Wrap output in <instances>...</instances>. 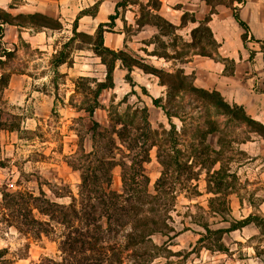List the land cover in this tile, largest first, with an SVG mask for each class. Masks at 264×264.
I'll return each instance as SVG.
<instances>
[{"label": "rangeland", "instance_id": "374dc122", "mask_svg": "<svg viewBox=\"0 0 264 264\" xmlns=\"http://www.w3.org/2000/svg\"><path fill=\"white\" fill-rule=\"evenodd\" d=\"M120 1L66 0L61 5L66 9L64 15L61 14L62 19L58 16L51 17L58 19L63 28L65 23L73 24L77 18L82 30L89 29V26L93 28L96 23H107L114 32L125 31L127 43L122 49L129 54L145 57L142 51L144 48L148 51L159 48V44H147L153 41L154 34L159 32L155 27L148 25L137 30L134 17L138 6L135 5H130L127 12L121 10L119 17L112 23L110 17L116 14V5ZM162 1V14L179 25L182 14L189 10L177 8L183 7L185 3L180 0ZM247 1L243 4L235 2L234 6L239 7L241 13ZM250 1L254 3L255 0ZM258 1L263 3L261 16H264V0ZM192 13L202 20L211 10L204 17L202 13ZM124 16L127 24L122 20ZM213 16L214 14L212 19ZM254 16L253 8L246 7L242 18L249 24L248 20ZM235 21L233 12L229 9L222 12L211 27L218 37H224L226 40L225 48L219 49L221 58L231 59L226 56L236 53L237 58L231 59L234 63L224 64L215 60L216 63L210 62L217 68L223 67L225 75H232L226 80L231 82L232 89L237 85L236 96L248 103L246 106L237 104L243 106L254 119L264 123V94L258 93L264 91V39L257 38L251 29V35L261 41H253L249 35L244 42L242 35L245 31ZM193 26L189 24L187 28L179 31V34L185 40H191L189 32ZM47 34L51 37L50 43L59 48L68 42V37L73 36L71 27L64 28V32L48 29ZM160 38L167 46L173 43L171 38ZM86 39L88 38L78 37L72 44L75 49H83L82 56L94 58L92 61H81L79 68L83 72H54L53 68L49 67L50 53L53 52L51 47L45 51L37 50L36 54L35 50H31L22 42L21 53L14 51L11 59L3 57L2 62L0 60V75L4 74L6 78L5 82L0 84V264H41L44 257L56 258L58 254L55 236L43 230L47 227L43 223L48 220V216L42 214L39 208L46 204L44 200L67 204L71 201V195L78 196L81 177L80 173L69 165L70 155L79 150V135L83 138V147L86 150L92 148V121L88 114L81 110L88 105L85 99L90 98V95L83 87L87 82H81L78 78L84 76L79 74L87 73L91 74L88 76L102 81L105 79L106 66L102 65L101 58L95 55L93 50H88L92 47L85 42ZM178 44L182 45V41L179 40ZM0 45V52L4 48L7 49L1 40ZM71 49V45L66 48L69 54ZM168 51L172 53L171 48ZM26 52L30 55L29 58L33 57L35 60V68H44L42 72L31 73L48 75L47 79L35 83V87L52 90L58 99L48 117H37L35 121L26 120V116L35 111L32 102L28 101L29 96H32L30 92L33 86L27 90L24 88L15 93L16 95H11L9 87L12 70L23 67L25 57L22 56L27 58ZM78 53L75 50V54ZM194 58L197 59L196 65L201 72H209L206 65L209 57L204 59L201 55H195ZM151 62L158 68L169 70L157 59H151L148 63ZM118 64L121 62L118 61ZM177 67H180V64ZM93 69L96 72H84ZM188 72L196 71L189 68ZM138 73L142 74H132L127 69L125 72H114V88L103 91L100 96L103 107L99 108L94 116L103 128L108 127L110 122L109 109L112 100L117 104L125 94L131 92L129 104L142 106L138 96L146 104H152L151 98L145 94L149 92L148 89L143 91L144 87L136 81V78L146 81ZM127 74H130L131 80L126 78ZM89 86L93 87L94 84ZM133 91L136 94H133ZM225 94L229 95L226 92ZM11 96L17 104L11 103ZM125 108V104L120 106V110ZM42 112L45 113V109H42ZM157 112L162 114L160 109ZM156 114L154 113V117ZM175 121L180 126V121ZM152 125L156 129H159V126L170 128L166 118L165 122ZM225 135L223 145L219 143L218 133L208 136L207 143L210 148L221 152L219 155L210 154L211 163L206 165L207 169L202 168L198 180H193L197 184V191L183 193L178 197L172 211L171 226L175 232L170 233V238L162 234L153 236L154 242L161 246V249L154 260L143 264H264V137L250 132L243 122L233 123L232 131ZM218 159L220 161L216 163ZM221 167L231 177L214 178L208 175V171ZM199 169L200 167L196 170ZM147 170L150 177L149 189L154 192L155 182L162 170L156 157V148L151 151ZM218 179L223 181L220 194L215 193L218 192ZM121 187V170L116 167L113 171L112 188L120 190ZM249 218L250 223L246 226L231 229L239 221ZM32 219L42 223L35 224L31 222ZM221 229L225 232L218 231Z\"/></svg>", "mask_w": 264, "mask_h": 264}, {"label": "trees", "instance_id": "16d2710c", "mask_svg": "<svg viewBox=\"0 0 264 264\" xmlns=\"http://www.w3.org/2000/svg\"><path fill=\"white\" fill-rule=\"evenodd\" d=\"M205 1L211 6L209 15L199 20L194 13L184 11L179 25L162 14V0H121L116 5V14L110 17L114 23L121 10L127 12L130 5L138 6L134 17L137 30L148 25L159 32L154 34L153 41L147 43L159 44V48L149 54L172 61L175 68L171 71L146 63L144 58L129 54L124 49L107 47L104 33L114 32L111 25L100 23L92 35L79 32V19L74 21L73 36L53 55L52 63L59 66L67 61L69 52L66 48L78 37H86L88 39L85 42L91 44L94 53L106 66V75L102 81L90 76L78 78L81 82H87L83 87L90 95V98L85 99L88 105L81 110L92 121V148L86 150L83 138L79 135V150L70 155L69 165L81 177L78 196L71 195V201L67 204L44 200L46 204L42 208L37 206L42 214L48 216V220L43 223L47 227L43 230L51 232L58 242L56 258L44 257L41 264H143L154 260L161 246L154 242L153 236L162 234L170 238V233L175 232L171 223L176 200L183 193L197 191V184L193 180H198L202 168L207 169L206 165L211 163L210 154L219 155L221 152L210 148L208 136L218 133L219 143L223 145L225 134L232 131V124L243 122L250 132L264 137V123L254 119L243 106L227 101L217 89L199 87L195 73L189 74L181 66L176 68L179 64L192 61L195 55L209 57L224 64L234 63V60L221 58V44L210 26L218 5H225L233 10L234 19L245 31L242 35L244 42L249 35L253 41H261L251 35L249 24L242 18L239 7L234 6L235 2L243 4L245 0ZM122 20L127 24L125 16ZM8 24L63 29L58 19L43 13L14 16L0 10V40L3 39L5 26ZM189 24L194 25L189 32L191 40H185L179 31ZM161 36L171 38L173 43L167 46ZM179 40L182 45L178 44ZM170 48L172 53L168 51ZM143 50L149 52L146 48ZM13 55L14 51L4 48L0 52V60L3 57L11 59ZM118 61L129 72L134 67H139L146 73L158 76L160 83L166 86L165 96L153 98V103L163 109L169 121V129L164 126L154 128L149 119L147 104L139 96L142 106L129 104V94L117 104L114 100L111 101L108 127L103 128L94 118L96 111L103 107L101 94L105 89L114 88V72ZM126 78L132 79L130 74ZM5 80V75L1 74L0 84ZM91 83L94 84L93 87L89 86ZM133 93L136 94L135 91ZM258 93L263 94L264 91ZM122 104L126 105L124 110H120ZM175 119L180 121V126ZM154 148L162 170L155 182V190L151 192L147 164L151 161V151ZM219 161L220 159L216 163ZM116 167L121 170L120 190L112 188L113 171ZM198 167L200 169L196 170ZM207 173L214 178L231 177L223 167ZM222 185L223 181H217L216 194L221 193ZM250 219L239 221L231 229L246 226ZM31 222L42 223L37 219H32ZM218 231L225 232L222 229Z\"/></svg>", "mask_w": 264, "mask_h": 264}, {"label": "crops", "instance_id": "0c3cea01", "mask_svg": "<svg viewBox=\"0 0 264 264\" xmlns=\"http://www.w3.org/2000/svg\"><path fill=\"white\" fill-rule=\"evenodd\" d=\"M65 1L66 0H53V1L51 0H0V10L8 12L14 16L19 15V14L43 13V14L50 15L53 17L58 16L60 17V19H62L61 14L64 15L66 9L64 7H61V5H63ZM180 1L182 3H185V5L181 8H177L178 10L185 9L191 12H195L196 14L202 13L203 17L211 10V6L207 4L205 0H180ZM261 2H259L258 0H255L253 3L250 0H248L246 4L242 7L241 14H242V17L244 18L245 8L246 7H251V9L253 8L255 16L253 19H249L248 22L250 24L253 34L257 38L264 39V16H261V13H262L261 7L263 3ZM216 8H217V13L214 14L213 19L210 22L211 27H212V24L216 22L217 17L220 16L222 12L224 11L227 12L229 11V9L231 13L233 12L231 8L225 5H218ZM67 27L68 28L71 27V31L73 33V24L65 23L64 28H67ZM97 27H98V24L96 23V25L93 28L89 26L88 27L89 29L84 28V30H82L81 25L79 24L78 31L79 32L84 31L88 34L93 35L95 34ZM64 28L61 29L63 30V32H64ZM48 29L49 28H35L32 26H28V25L18 26L14 24H8L5 26L4 37L1 41H2L3 46H5L8 50L17 51L18 53H21L22 51L20 48V44H21L20 42H22L25 46H28L31 50L33 51L35 50L36 54H37V50L45 51L51 47L53 52L50 53L49 67L53 68L54 72L58 71V72H63L65 74H68V72H83L79 68L81 67V63H82L81 61L87 62V61L94 60V58L92 59L87 56H82L81 53L83 49L81 47H77V49H75V47L74 46L72 47L71 45L72 49L69 54V57L67 58V61L61 63L59 66H54V64L52 63L53 55L56 54L57 51L60 50L63 45L61 46V48H59V47H55L54 45L50 43L51 37H49L47 34ZM214 35L216 39L218 40V42L221 44L220 48L221 49L225 48V44H226L225 38L218 37L215 34V32H214ZM67 39L69 40L70 37H68ZM104 43L107 47H110L111 49H115V50L122 49L127 43L125 33H122L121 31H115V32L105 31ZM89 45L91 46V44ZM75 50H77L79 53L75 54ZM88 50L93 52L92 49L90 48ZM142 51L144 52V50ZM150 52L151 51H149L148 53L144 52L145 57L140 56L144 58V61L146 63L150 62L151 59H157L158 61H160V64L163 67H167L169 70L173 69L174 64L172 61H167L165 58L159 57L157 55H151L149 54ZM238 53H239V50H238ZM26 55H27V58L26 56H22V57H25V64L23 65V67L12 70L13 73L11 74V77H10L9 87L11 88V95H16L15 93H19L24 88L27 90L33 86V89L30 92L32 93V96H29L28 101L32 102L33 108L35 109V111L32 112L31 115H27L26 120L35 121L37 120V117H43L44 115L45 117H48V114L52 112L54 104L56 103L58 99H57V94H55L52 90L50 89L45 90L44 88L39 89L35 87L36 85L35 83L41 81L42 79H47L48 75H41V74L37 75V73H34V74L31 73V72H42L44 68H41V69L35 68L33 64L35 60L33 59V57L29 58L30 55H28V52H26ZM228 55L229 56H226V57H230L231 59L237 58L236 53H231ZM201 58L207 59L208 57L201 56ZM208 59L209 60H206L207 61L206 65L209 68V72H201L200 68L196 65V62H197L196 58H194L189 63L182 64L180 66L183 67L186 70V72L189 74L193 73V72H188L189 68L191 69V71L193 70L196 71L195 72L196 83L199 87L209 89V90L217 89L225 96L227 101L231 103L233 102L240 103L246 106L248 104L247 101L246 100L241 101V99H239L238 96H236L235 88L237 85L234 84L235 85L234 89H232L231 82L226 80V78H230L232 77V75L231 76L225 75L223 73V67L219 66V68H217L214 64H211L210 62V61L214 62V60L210 58ZM102 65L105 66L104 64ZM152 65L156 66V64H152ZM118 70L123 71V72L126 71V69L121 64L117 65L115 72ZM50 72H52V70ZM84 72H96V71H94L93 69V70L84 71ZM136 72H142V74L138 73V75L143 76L142 79H146V81H143V80H138L136 78V81H138L137 82L138 84L141 83V86L144 88H147L149 91L145 94L152 100V104L147 103L148 110H149V119L151 123L165 122V118L167 120L168 118L166 114L164 113L163 109L153 103V98H160V97L165 96L166 86L162 85L160 83L159 77L154 74L146 73L143 69L139 67H134L131 70V73L133 74ZM79 75L88 76L91 74L86 73V74H79ZM15 81H17V83L19 81L20 83L14 84ZM138 84L137 86H140ZM230 91H232L233 93ZM225 92L229 93V95H226ZM37 94H40L41 96H36ZM127 94L130 95L131 92ZM33 97H35V99ZM13 98L14 97L11 96V103L17 104L18 102L16 100H13ZM42 109H45V113L42 112ZM158 109L162 111V114L161 112L159 113L157 112ZM154 113L155 114L158 113L156 114V117H154Z\"/></svg>", "mask_w": 264, "mask_h": 264}]
</instances>
